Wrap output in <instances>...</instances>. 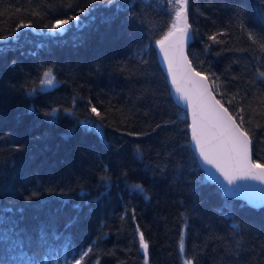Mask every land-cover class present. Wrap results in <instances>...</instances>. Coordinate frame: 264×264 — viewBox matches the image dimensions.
Wrapping results in <instances>:
<instances>
[{
	"label": "trees",
	"instance_id": "1",
	"mask_svg": "<svg viewBox=\"0 0 264 264\" xmlns=\"http://www.w3.org/2000/svg\"><path fill=\"white\" fill-rule=\"evenodd\" d=\"M171 12L167 0H0V264H64L88 248L82 264H264V205L208 178L172 94L156 46ZM70 16L62 33L45 27ZM188 18L192 64L219 78L238 122L240 108L251 117L264 164V51L248 35L264 40V0H189ZM49 68L58 82L41 90Z\"/></svg>",
	"mask_w": 264,
	"mask_h": 264
},
{
	"label": "snow or ice",
	"instance_id": "2",
	"mask_svg": "<svg viewBox=\"0 0 264 264\" xmlns=\"http://www.w3.org/2000/svg\"><path fill=\"white\" fill-rule=\"evenodd\" d=\"M167 3L171 4L172 15L171 27L164 37L157 43L161 46V49L165 53V58L168 59L169 70L172 72V82L176 84V91L181 93L183 99L191 104L192 107V135L195 139L197 145L199 146L200 155L203 157L209 165L214 166L227 181L226 194H231L238 189L237 180H261L264 181V164L258 162H253L250 159L252 138L249 136V131L252 130V119L249 118L248 121L244 119V108H240L237 112V117L239 118V123L236 122V117L229 113L228 109L220 103L219 100L215 99L214 91L219 88L216 84L218 77L213 76L211 85L209 84V78L202 75V73L197 72L195 69L191 68L189 62L185 59V65L187 66L186 77L190 79L193 83L197 85L198 91L195 94H190L186 89L182 88L176 79V72L173 67L174 58L169 56V48L174 46L176 41L171 40V38L176 37L179 44L183 46V43L189 38V29L191 25L188 23V5L189 0H167ZM80 11H84L83 8ZM33 15H40L39 12L34 11ZM79 16H70L67 19H57L55 22L50 23V25H45L52 32H62L65 30L66 26L70 27L71 22L79 21ZM243 27V25H241ZM21 27H30V24H22ZM19 31V29H17ZM15 35V34H14ZM194 35V33H193ZM249 38L253 40V43L257 44L261 51H264V40L257 41L252 32H249ZM0 39H7L0 35ZM210 39L214 42L217 41V36L213 35ZM166 42H169L166 44ZM181 56L183 53L181 51ZM257 78L264 82V71H258ZM56 84V78L53 75V69L49 68L42 74V79L40 80V85L43 86L41 90H46L47 88L54 87ZM238 95V94H237ZM242 96L241 99H245ZM229 104L232 103L231 100L228 101ZM261 108L264 109V97L260 101ZM58 109H53L50 115H54ZM70 111V110H69ZM90 111L94 114L100 121H103L104 114H102L95 105L90 107ZM249 111L254 112L249 105ZM261 115L264 116V111H261ZM249 126L248 130L244 129V125ZM93 129L102 131V123H93L90 125ZM257 128H264V125L257 124ZM211 179L213 177L211 176ZM214 180V179H213ZM231 186V187H228ZM138 190L144 191L143 187L140 185L135 186ZM147 198V196H146ZM27 199H31L28 197ZM264 203V201H262ZM10 209H5L9 211ZM3 220V217H0ZM185 231L187 230V222H185ZM232 228L237 232L240 231V225L233 224ZM140 246L147 254L149 248L148 242L144 238L143 232L139 233ZM239 248V243L237 244ZM179 249L183 253L185 251V243L183 239V234L179 242ZM92 251L88 248L86 251L79 254V258H74L72 261L65 260L64 264H82L85 257L89 255ZM241 255V253H237ZM6 264V262H4ZM96 264H100L97 260ZM184 264H198L195 258L185 259Z\"/></svg>",
	"mask_w": 264,
	"mask_h": 264
},
{
	"label": "water",
	"instance_id": "3",
	"mask_svg": "<svg viewBox=\"0 0 264 264\" xmlns=\"http://www.w3.org/2000/svg\"><path fill=\"white\" fill-rule=\"evenodd\" d=\"M188 23L190 24L189 18H188ZM171 40L176 41L174 46L169 48V56L174 58L173 67H174L175 72H176V79L182 88L186 89L190 94H195L198 91L197 85L195 83H193L190 79H188L185 75L187 72V66L185 65V59L187 62H189L190 67L196 70L195 66L190 61V58H189L188 53H187L189 43L192 40V27L189 29V38L183 43L182 49H181L179 41L177 40L176 37L171 38ZM168 43L169 42H166V44H168ZM158 50H159L160 60H161L163 66H164V69L168 75L169 82L171 84L172 92L175 96V99L181 106L186 108L189 112L190 129H191V124H192V107H191V104L183 99V96L181 93L176 91V84H173V82H172V72L169 70L168 59L165 58V53L161 49L160 45H158ZM181 51L183 53V56H181ZM208 82L211 85L210 80ZM214 95H215V93H214ZM215 99L218 100L216 95H215ZM224 107L227 108L226 106H224ZM228 111H229V109H228ZM229 113L232 114L230 111H229ZM236 122H237V120H236ZM191 139H192L193 147L197 153L199 162H200L201 166L204 168L206 175L210 179L212 176L214 180L213 179H211V180H213L214 182L219 184L226 193L227 181L224 179L223 175L218 170H216L214 168V166L209 165L206 161H204L203 157H201L199 146L197 145V143H196V141L192 135V129H191ZM250 159L254 162V160L252 158V146H251ZM260 164H263V163H260ZM237 186H240V187H238V189L236 191L232 192L231 194H227V195L230 197H235V198H240L242 200H245L253 206L264 205V203H262V201H264V181L251 180V179H249V180H237ZM228 187H231V186H228Z\"/></svg>",
	"mask_w": 264,
	"mask_h": 264
},
{
	"label": "bare ground",
	"instance_id": "4",
	"mask_svg": "<svg viewBox=\"0 0 264 264\" xmlns=\"http://www.w3.org/2000/svg\"><path fill=\"white\" fill-rule=\"evenodd\" d=\"M66 30V29H65ZM62 33V32H61ZM193 30H192V40L194 39V35H193ZM192 40L190 41V43H189V46H190V44H191V42H192ZM1 41H5V40H3V39H1ZM158 43H157V51H158V54H159V50H158ZM188 46V47H189ZM187 53H188V49H187ZM188 56H189V54H188ZM189 58H190V56H189ZM190 61H191V59H190ZM196 70H197V72H200V73H202V75H204V76H207V74L204 72V71H201V70H199L198 68H196ZM208 77V76H207ZM171 85V84H170ZM171 90H172V87H171ZM214 93H215V95H216V97L218 98V100L221 102V100L219 99V97L217 96V94H216V92L214 91ZM172 94H173V92H172ZM173 96H174V94H173ZM174 98H175V96H174ZM176 100V99H175ZM222 103V102H221ZM223 104V103H222ZM224 106H226L225 104H223ZM183 107V106H182ZM227 107V106H226ZM228 108V107H227ZM186 109V108H185ZM229 109V108H228ZM187 110V109H186ZM188 111V110H187ZM230 111V110H229ZM231 112V111H230ZM188 114H189V112H188ZM189 117H190V115H189ZM237 120V119H236ZM237 122H238V120H237ZM239 123V122H238ZM191 130V129H190ZM251 137V136H250ZM252 158H253V153H252ZM233 198H235V197H233ZM238 199H240V198H238Z\"/></svg>",
	"mask_w": 264,
	"mask_h": 264
},
{
	"label": "rangeland",
	"instance_id": "5",
	"mask_svg": "<svg viewBox=\"0 0 264 264\" xmlns=\"http://www.w3.org/2000/svg\"><path fill=\"white\" fill-rule=\"evenodd\" d=\"M66 29V28H65ZM65 30H63L62 32H64ZM57 33H61L60 31H58ZM54 74V73H53ZM56 78V77H55ZM58 82V80H56V83ZM41 87H43V86H41ZM50 88H52V87H50ZM47 89H49V88H47ZM186 259V258H185Z\"/></svg>",
	"mask_w": 264,
	"mask_h": 264
}]
</instances>
